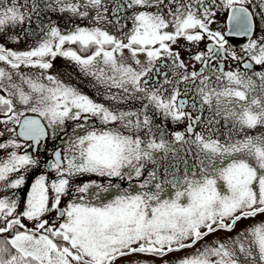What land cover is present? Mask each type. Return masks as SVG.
<instances>
[{"label":"snow or ice","instance_id":"snow-or-ice-1","mask_svg":"<svg viewBox=\"0 0 264 264\" xmlns=\"http://www.w3.org/2000/svg\"><path fill=\"white\" fill-rule=\"evenodd\" d=\"M0 38V264H264V0H0Z\"/></svg>","mask_w":264,"mask_h":264},{"label":"rangeland","instance_id":"rangeland-1","mask_svg":"<svg viewBox=\"0 0 264 264\" xmlns=\"http://www.w3.org/2000/svg\"><path fill=\"white\" fill-rule=\"evenodd\" d=\"M0 43H6V40H5L4 38H0ZM7 46H8V47H23L24 45H23V44H20V45H13V44L8 43ZM57 67H58V68H63V67H64V63H63V61H59V62L57 63ZM74 82H75V81H74ZM79 86H80L81 89H82L83 91H85L87 94L92 95V96H95V93L91 90V88L88 87V86H86V82H85V83H81ZM262 131H264V129H260V128H258V129H256V130L252 131L250 134L256 135V134H259V133L262 132ZM0 155H3V153H0ZM38 174H40V173H31V174H29V175L26 177V187H30L31 182L35 179V176L38 175ZM53 175H54V174H53ZM51 178H52V177L50 176V179H51ZM261 221H264V217H257L255 221H244L239 227H240V228H243V227L247 226V225L250 224V223H253V222L258 223V222H261ZM210 239H211V237H210Z\"/></svg>","mask_w":264,"mask_h":264},{"label":"flooded vegetation","instance_id":"flooded-vegetation-1","mask_svg":"<svg viewBox=\"0 0 264 264\" xmlns=\"http://www.w3.org/2000/svg\"><path fill=\"white\" fill-rule=\"evenodd\" d=\"M20 2L22 3L23 0H20ZM35 19V18H33ZM53 19H55V17H53ZM215 27V25L213 26ZM246 42L245 38L242 37H238V38H230V43L234 44L237 48H239V45Z\"/></svg>","mask_w":264,"mask_h":264}]
</instances>
